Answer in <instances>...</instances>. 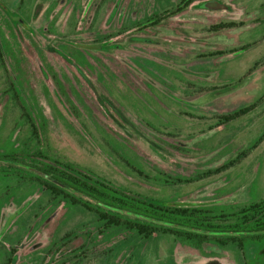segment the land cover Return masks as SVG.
Wrapping results in <instances>:
<instances>
[{
	"label": "rangeland",
	"instance_id": "374dc122",
	"mask_svg": "<svg viewBox=\"0 0 264 264\" xmlns=\"http://www.w3.org/2000/svg\"><path fill=\"white\" fill-rule=\"evenodd\" d=\"M1 1L28 27L0 9V264H264L106 228L38 171L218 214L263 200L264 0Z\"/></svg>",
	"mask_w": 264,
	"mask_h": 264
},
{
	"label": "trees",
	"instance_id": "16d2710c",
	"mask_svg": "<svg viewBox=\"0 0 264 264\" xmlns=\"http://www.w3.org/2000/svg\"><path fill=\"white\" fill-rule=\"evenodd\" d=\"M197 1L200 0H182L176 11L182 12ZM0 9L13 24L28 27L1 0ZM232 25L223 24L221 28ZM249 111L250 108H244L222 117V121L230 122ZM31 127L36 133V126L32 121ZM263 138L264 134L260 141ZM247 153L244 152L238 160L220 171L236 165ZM38 171L45 176L46 179L42 181L51 194L64 197L72 205L96 214L106 228L129 230L145 239H150L157 233L171 235L196 250H202L204 244H215L223 250L231 248L244 253L249 245L255 244L259 247L257 261L264 259V199L231 213L218 214L210 210L132 197L104 182L93 181L86 175L75 173L71 166H46ZM79 194L89 197L94 204L78 197Z\"/></svg>",
	"mask_w": 264,
	"mask_h": 264
},
{
	"label": "water",
	"instance_id": "95a60500",
	"mask_svg": "<svg viewBox=\"0 0 264 264\" xmlns=\"http://www.w3.org/2000/svg\"><path fill=\"white\" fill-rule=\"evenodd\" d=\"M204 8L208 10H227V6L217 1L208 3L207 5L204 6Z\"/></svg>",
	"mask_w": 264,
	"mask_h": 264
}]
</instances>
